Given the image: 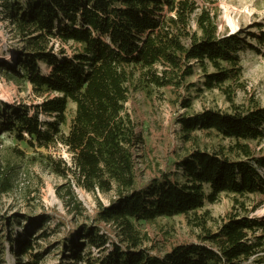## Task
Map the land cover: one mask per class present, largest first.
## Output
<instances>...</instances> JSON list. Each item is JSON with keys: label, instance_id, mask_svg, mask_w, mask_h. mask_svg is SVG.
<instances>
[{"label": "trees", "instance_id": "1", "mask_svg": "<svg viewBox=\"0 0 264 264\" xmlns=\"http://www.w3.org/2000/svg\"><path fill=\"white\" fill-rule=\"evenodd\" d=\"M0 9L22 43L11 61L0 62V73L43 99L32 115L25 106L7 111L1 105L0 136L28 140L31 147L62 146L72 166L43 157L45 169L87 194H113L90 223L76 228L55 211L23 226L1 215L0 236L5 232L14 264H40L50 251L33 250L52 235L62 236L53 248L58 264H264V220L250 218L243 204L264 197V156L248 144L264 140V107L234 101L243 88L240 54L250 50L264 58L263 24L250 26L255 34H221L218 12L199 11L194 0H1ZM67 45L76 47L71 57L62 48ZM198 74L201 81L190 82ZM167 89L163 101L183 111L170 132L178 151L165 170L140 182L135 151L141 140L125 107L139 91L150 98ZM214 90L231 111L191 115L196 98ZM202 138L230 143L210 150ZM4 172L0 195L11 189ZM221 196L233 198L235 211L210 224L201 211ZM175 217L195 222L199 242L163 256L142 248L134 223ZM50 221L52 232L43 229ZM3 249L0 243V254Z\"/></svg>", "mask_w": 264, "mask_h": 264}, {"label": "rangeland", "instance_id": "2", "mask_svg": "<svg viewBox=\"0 0 264 264\" xmlns=\"http://www.w3.org/2000/svg\"><path fill=\"white\" fill-rule=\"evenodd\" d=\"M198 10L206 9L211 13L218 12V29L221 34L229 35L252 32L253 24L264 25V0H194ZM1 4V0H0ZM1 10V9H0ZM255 46V41H250ZM67 57H71L76 50L74 45L62 46ZM22 43L17 37L11 23L0 15V62L12 58L16 52H20ZM242 59V89L235 92V104L246 107L251 100L264 107V58L247 50L240 54ZM10 58V61H11ZM211 71V70H210ZM47 73L46 68H42ZM199 74L190 82H200ZM165 91H155L150 98L144 92L135 93L126 105V111L136 125V133L141 144L135 151L136 170L138 180L145 182L157 175L158 171L165 170L167 160L178 151L179 142L170 134L175 117L183 111L177 107H171L167 101H163ZM43 99L36 98L28 85L17 86L2 72L0 73V106L6 105L7 111L13 107L25 106L30 115L33 108L40 106ZM73 106H68L67 117L71 118ZM205 110L229 113V103L223 95L214 90L205 92L196 98L192 114H198ZM41 120L53 122L52 118L40 117ZM66 133V129H63ZM204 144L212 149H220L227 146L228 140L202 138ZM28 140L18 141L14 136L2 134L0 136V170H5L9 178L11 189L0 195V216L14 217L25 224L30 219L38 223L46 211H55L66 216L76 228L82 224L90 223L98 206L108 205L113 194L102 195L98 192L87 194L74 186L73 180L61 179L52 175L41 163L43 157H51L52 160H61L71 167V158L62 146H49L38 148L31 147ZM255 156H264V140L248 143ZM70 193V199H68ZM243 204L248 216L259 221L264 220V197L253 196L244 199ZM233 198L221 196L217 204L206 205L201 213H207L211 220L219 223L229 214L234 213ZM55 223L50 221L43 227L45 231L52 232ZM142 236V248L148 249L152 254L163 256L172 248L199 242L200 229L195 227V222L187 224L181 217L157 219L150 223H134ZM19 228H14V234ZM61 235H52L46 242H40L33 251L41 252L49 250L50 253L40 264H58L59 253L54 248L55 243L61 239ZM3 244V254H0L2 264H14V256L9 252L5 232L0 236ZM23 261L25 258L22 259Z\"/></svg>", "mask_w": 264, "mask_h": 264}, {"label": "bare ground", "instance_id": "3", "mask_svg": "<svg viewBox=\"0 0 264 264\" xmlns=\"http://www.w3.org/2000/svg\"><path fill=\"white\" fill-rule=\"evenodd\" d=\"M11 58V57H10ZM10 58L9 59H7V62L10 60Z\"/></svg>", "mask_w": 264, "mask_h": 264}]
</instances>
